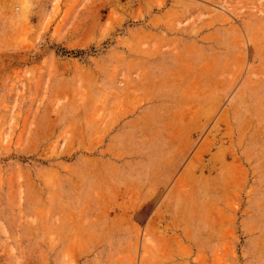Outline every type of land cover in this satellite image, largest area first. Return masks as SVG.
Wrapping results in <instances>:
<instances>
[{"label":"rangeland","instance_id":"rangeland-1","mask_svg":"<svg viewBox=\"0 0 264 264\" xmlns=\"http://www.w3.org/2000/svg\"><path fill=\"white\" fill-rule=\"evenodd\" d=\"M172 7L199 10L175 26L198 24L204 9L239 24L264 15V0H0V264H152L97 256L83 234L97 151L83 140L109 127L108 91L143 69L145 28L155 32V15ZM95 90L105 97L93 109ZM254 181L220 250L196 256L181 242L172 254L173 243L156 264H264V175Z\"/></svg>","mask_w":264,"mask_h":264},{"label":"crops","instance_id":"crops-1","mask_svg":"<svg viewBox=\"0 0 264 264\" xmlns=\"http://www.w3.org/2000/svg\"><path fill=\"white\" fill-rule=\"evenodd\" d=\"M177 10L155 15V32L146 26L143 69L108 91L109 127L83 140L97 146L83 202L93 220L82 230L97 256L156 264L181 242L211 256L264 175V15L249 25L204 9L198 24L175 26L199 11ZM104 97L92 91L93 109Z\"/></svg>","mask_w":264,"mask_h":264}]
</instances>
